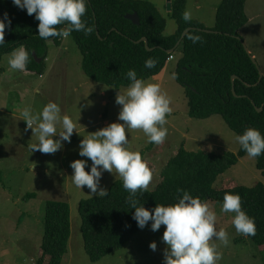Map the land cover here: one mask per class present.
<instances>
[{
    "label": "trees",
    "instance_id": "obj_1",
    "mask_svg": "<svg viewBox=\"0 0 264 264\" xmlns=\"http://www.w3.org/2000/svg\"><path fill=\"white\" fill-rule=\"evenodd\" d=\"M170 2L169 14L177 22L178 30L171 36H165L166 19L148 0H88V10L83 19L93 27L92 34L73 31L68 37L80 49L85 75L100 84L127 88L130 82L126 73L130 69H135L138 78L147 81L159 75L180 50L175 78L185 90L189 116L198 120L221 116L237 135H242L248 128L258 129L264 135V109L261 113L256 109L264 106V78L260 82L259 70L240 40V30L249 20L247 0H222L213 28H207L196 20H183L187 0ZM5 12L12 24L5 32L6 44L0 47V74L5 71L1 67L4 56L23 45L30 53L27 71L44 75L50 46L60 47L64 39H41L37 30L39 21L35 20L34 14L27 15L26 10L15 7L12 0H0V16ZM133 14H138L140 24L127 19ZM189 28L193 30L178 49L169 53ZM190 34L199 35L201 41L194 44L188 39ZM144 38L151 50L140 42ZM149 57L157 60L155 68L144 67ZM233 76L238 77L235 82ZM246 156L241 146L237 153L223 154L188 151L181 147L160 171L156 187L138 192L137 199L151 210L157 204L177 203L184 191L203 201L217 203H223L226 193L239 194L242 209L255 219L256 224L255 236L247 238L263 246L264 182L254 187L235 182L222 188L214 187L220 176ZM255 159L256 167L264 177V154ZM149 167L155 171L153 166ZM86 171H90V167ZM32 197L28 195V198ZM128 197L123 180H118L111 185L107 196L81 201V232L85 251L92 262H99L124 249L141 230L132 218L135 209L130 207ZM43 223L40 263L62 264L72 235L70 205L61 201L46 202Z\"/></svg>",
    "mask_w": 264,
    "mask_h": 264
},
{
    "label": "rangeland",
    "instance_id": "obj_2",
    "mask_svg": "<svg viewBox=\"0 0 264 264\" xmlns=\"http://www.w3.org/2000/svg\"><path fill=\"white\" fill-rule=\"evenodd\" d=\"M152 2L166 19L165 36L178 30L177 22L170 17L167 0ZM222 0H187L185 11H190L192 20L213 28L216 13L211 6ZM199 5L203 8L199 9ZM218 8V7H217ZM246 14L249 22L241 29L242 40L264 70V0H247ZM181 51L170 60L157 76L147 80L157 83L172 100L173 109L167 117L168 129L164 143L147 142L142 130H131L128 134V148L141 152L148 166H153V179L149 190L159 182V173L170 158L181 148L188 151L223 154L237 153L240 149L235 140L237 134L224 122L221 116L198 120L189 116L188 100L184 88L172 75L176 74ZM5 55L0 74V264H42V240L44 231V210L46 202H67L71 208L72 235L69 251L62 264H164L166 244L162 241L165 226L153 232L149 223L141 229L122 250L99 262H92L84 247L81 232L79 207L82 200L98 196L86 186L81 190L71 181L73 161L85 159L79 156V145L83 138L118 121L119 105L115 103L118 91L126 88L107 86L89 79L82 68V54L77 44L66 38L62 46H50L47 70L44 75L20 72L12 69ZM56 102L61 114L76 122L71 142H63V148L55 154L31 151L38 143L37 136L23 121L25 107L39 112L48 102ZM62 126H57L58 133ZM127 134V133H126ZM59 139V136L53 137ZM211 146V147H210ZM89 166L91 161H88ZM86 168L85 170H87ZM123 180L118 174L105 171L100 187L109 191L111 185ZM254 187L264 182L262 172L256 167V159L248 155L220 176L214 187L222 188L231 183ZM32 195V198H28ZM217 214V230L225 229L230 244L219 245L222 259L218 264H264V245L259 246L251 239L237 233L232 221L234 213H221L222 203L208 202ZM156 242L157 249L149 245ZM44 264H47L45 262Z\"/></svg>",
    "mask_w": 264,
    "mask_h": 264
},
{
    "label": "clouds",
    "instance_id": "obj_3",
    "mask_svg": "<svg viewBox=\"0 0 264 264\" xmlns=\"http://www.w3.org/2000/svg\"><path fill=\"white\" fill-rule=\"evenodd\" d=\"M12 4L27 15L39 21L38 36L43 40L59 37L66 39L73 31L90 35L93 27L83 19L88 10V0H12ZM183 20L190 22V11L183 13ZM11 18L5 12L0 16V47L6 44L5 32L11 28ZM59 25L65 27L58 28ZM194 44L201 41L199 35H189ZM30 53L21 45L15 49L8 60L9 66L17 71H27ZM157 60L149 57L144 62L147 69L155 68ZM130 82L127 88L118 94L115 103L120 107L118 121L83 138L79 145V156L88 158L73 161L74 170L71 181L78 189L87 187L92 193L105 197L108 191L100 187L105 171L118 174L123 179V188L129 193L128 203L135 209L133 219L140 229L150 224L153 232L165 226L162 241L166 244L164 264H218L222 259L217 241L227 247L229 234L225 229L217 230V214L207 201L192 196L184 191L178 202L170 205H156L151 210L144 207L137 199V193L149 189L153 171L148 166L141 152L129 150L128 134L131 130H142L147 142L160 145L164 143L168 129L165 126L171 115L172 100L162 91L157 83H148L138 78L135 69L126 73ZM175 79V74L172 75ZM61 107L56 102H48L41 111L35 112L29 107L22 111L23 121L28 129L36 134L38 143L31 146V151L55 154L63 148V142H71L76 132V122L68 115L61 114ZM62 126L58 133L57 126ZM127 133V134H126ZM59 139H53L55 136ZM235 140L251 158L264 154V135L258 129L248 128ZM211 147V146H210ZM91 161L89 166L88 161ZM90 167V171L85 169ZM221 213H234L233 225L237 233L249 237L255 236V219L242 209L239 194L226 193L223 198ZM152 251L157 249L156 242L149 245Z\"/></svg>",
    "mask_w": 264,
    "mask_h": 264
},
{
    "label": "water",
    "instance_id": "obj_4",
    "mask_svg": "<svg viewBox=\"0 0 264 264\" xmlns=\"http://www.w3.org/2000/svg\"><path fill=\"white\" fill-rule=\"evenodd\" d=\"M168 9H169V10L171 9V2L168 3ZM127 19H130L131 21H133L134 24H140V18H139V16H138V14L128 15V16H127ZM192 30H193V28H189V29L185 30V31L183 32L182 37H181L179 43L177 44V46H176L173 50L168 51V52H169V53H172V52L176 51V50L178 49V47L180 46L181 42L183 41V39H184V38L187 36V34H188L190 31H192ZM205 32L212 33L213 31H211V30H205ZM240 40L243 42L242 39H240ZM140 42H144L145 45H146V48H147L148 50H151V49L149 48L148 40H147L146 38L142 39V41H140ZM243 44H244V42H243ZM244 47H245V49L247 50L248 54L251 56V59H252L253 62L256 64V66H257V68H258V70H259V73H260V82H261V81L263 80V78H264V72H263V70L261 69V67L258 65V63H257V61H256V59H255V57L250 53L249 49L247 48V46H246L245 44H244ZM34 56L36 57V54H34ZM40 60H41V59H39L38 61L40 62ZM236 79H238V77H237V76H233V82H235ZM233 93H234V95H236L234 85H233ZM256 109H257V111H258L259 113H261V112L263 111V109H264V106H263L262 108H256Z\"/></svg>",
    "mask_w": 264,
    "mask_h": 264
},
{
    "label": "crops",
    "instance_id": "obj_5",
    "mask_svg": "<svg viewBox=\"0 0 264 264\" xmlns=\"http://www.w3.org/2000/svg\"><path fill=\"white\" fill-rule=\"evenodd\" d=\"M171 0H167V2L169 3ZM217 7H218V5H216V6H211L210 7V10L212 11V13H216V11H217ZM201 8H203L202 7V5H199V9H201ZM248 16V15H247ZM248 19H249V17H248ZM248 22H249V20H248ZM201 23V22H200ZM241 31H243V30H241ZM241 31H240V35H241V37H242V34H241ZM5 57V56H4ZM4 68V67H3ZM5 70V69H4Z\"/></svg>",
    "mask_w": 264,
    "mask_h": 264
},
{
    "label": "built area",
    "instance_id": "obj_6",
    "mask_svg": "<svg viewBox=\"0 0 264 264\" xmlns=\"http://www.w3.org/2000/svg\"><path fill=\"white\" fill-rule=\"evenodd\" d=\"M173 59V57L171 58V60Z\"/></svg>",
    "mask_w": 264,
    "mask_h": 264
}]
</instances>
